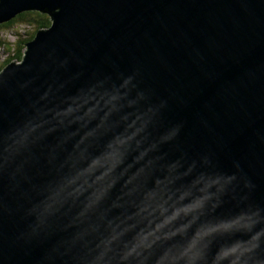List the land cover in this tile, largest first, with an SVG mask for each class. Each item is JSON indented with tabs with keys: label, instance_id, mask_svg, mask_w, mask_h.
<instances>
[{
	"label": "water",
	"instance_id": "obj_1",
	"mask_svg": "<svg viewBox=\"0 0 264 264\" xmlns=\"http://www.w3.org/2000/svg\"><path fill=\"white\" fill-rule=\"evenodd\" d=\"M31 10L0 264H264V0H0V24Z\"/></svg>",
	"mask_w": 264,
	"mask_h": 264
},
{
	"label": "trees",
	"instance_id": "obj_2",
	"mask_svg": "<svg viewBox=\"0 0 264 264\" xmlns=\"http://www.w3.org/2000/svg\"><path fill=\"white\" fill-rule=\"evenodd\" d=\"M34 25L33 30L28 28L24 29L25 32H17V28H21L24 24ZM51 19L48 14H41L37 11H27L15 16L12 20L7 23L0 24V29H15L17 33L14 34L15 39L13 44L5 43L4 40L0 39V48H3V51L6 53V59L0 62V70L11 62H19L21 60L25 45L27 42L32 40L35 34L40 29H45L50 26ZM22 30V29H21ZM15 32V31H13Z\"/></svg>",
	"mask_w": 264,
	"mask_h": 264
},
{
	"label": "rangeland",
	"instance_id": "obj_3",
	"mask_svg": "<svg viewBox=\"0 0 264 264\" xmlns=\"http://www.w3.org/2000/svg\"><path fill=\"white\" fill-rule=\"evenodd\" d=\"M29 12H31V11H29ZM41 14H43V13H41ZM23 24L24 25L21 26V28L18 27L16 29L18 33L21 32V31L22 32H25L26 30H24V29H26V28H28L29 30H33L34 29V25H28V24H25V23H23ZM51 25H52V21L50 23V27H51ZM16 30L15 29H9V28L8 29H3V28L0 29V39L1 40H4L5 43H11V44H13L14 39H15L14 34L17 33ZM13 31H15V32H13ZM38 31H43V29H40ZM25 48H24V51H23V54H22L21 59H23V57H24ZM6 57H7V55L3 51V48H0V62L3 61V59H6ZM20 62H21V60H20ZM0 72H1V70H0Z\"/></svg>",
	"mask_w": 264,
	"mask_h": 264
},
{
	"label": "bare ground",
	"instance_id": "obj_4",
	"mask_svg": "<svg viewBox=\"0 0 264 264\" xmlns=\"http://www.w3.org/2000/svg\"><path fill=\"white\" fill-rule=\"evenodd\" d=\"M31 11H32V10H31ZM46 15H47V14H46ZM48 16H49V15H48ZM49 18H50V16H49ZM50 19H51V18H50ZM33 39H34V38H33ZM33 39H32V40H33ZM30 41H31V40H30ZM11 63L18 65V64H20V61H19V62H11ZM9 64H10V63H9ZM7 65H8V64H7ZM7 65H6V66H7ZM6 66H5V67H6ZM5 67H4V68H5ZM4 68H3V69H4ZM3 69H2V70H3Z\"/></svg>",
	"mask_w": 264,
	"mask_h": 264
}]
</instances>
